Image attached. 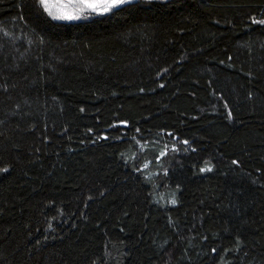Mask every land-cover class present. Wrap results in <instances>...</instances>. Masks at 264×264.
Wrapping results in <instances>:
<instances>
[{"label":"trees","instance_id":"16d2710c","mask_svg":"<svg viewBox=\"0 0 264 264\" xmlns=\"http://www.w3.org/2000/svg\"><path fill=\"white\" fill-rule=\"evenodd\" d=\"M253 19L264 0L78 22L0 0V264H264Z\"/></svg>","mask_w":264,"mask_h":264},{"label":"snow or ice","instance_id":"6c2138e0","mask_svg":"<svg viewBox=\"0 0 264 264\" xmlns=\"http://www.w3.org/2000/svg\"><path fill=\"white\" fill-rule=\"evenodd\" d=\"M40 5L43 7L44 11L48 12L49 15H53L54 19L59 20H77L80 18V14L85 10H88L92 13L97 14H105L111 12L113 9H116L123 5H130L132 0H102V2H97V0H69L67 4H60L59 5V12L58 14H53L52 8L49 5L48 0H39ZM72 4H79V7L73 10L70 6ZM253 23H258L264 25V20L256 21L253 19ZM121 123L126 124V121ZM185 144L188 143L187 140L184 141ZM165 153H161L164 155ZM233 163H237L234 161ZM204 169H202L203 171ZM210 170V169H209ZM3 171H7L4 169ZM175 203V200L172 201ZM213 251H216L213 249Z\"/></svg>","mask_w":264,"mask_h":264},{"label":"rangeland","instance_id":"374dc122","mask_svg":"<svg viewBox=\"0 0 264 264\" xmlns=\"http://www.w3.org/2000/svg\"><path fill=\"white\" fill-rule=\"evenodd\" d=\"M133 1H136V0H132V2H133ZM48 2H49V5H50L51 8H52V12H53V14H58V12H59V5H60V4H67V3L69 2V0H48ZM97 2H102V0H97ZM70 7H71L73 10H75L76 8L79 7V4H72ZM120 7H121V6H120ZM86 13H92V12H90V11H88V10H85L84 12H82V13L80 14V18L77 19V20H71V21H69V20H62V21H67V22H78V21H81V20L83 19L84 15H85ZM94 14H97V13H94ZM58 20H59V19H58Z\"/></svg>","mask_w":264,"mask_h":264}]
</instances>
